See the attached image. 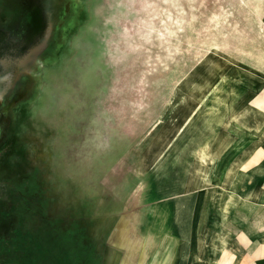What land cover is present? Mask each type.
Here are the masks:
<instances>
[{"label":"rangeland","instance_id":"374dc122","mask_svg":"<svg viewBox=\"0 0 264 264\" xmlns=\"http://www.w3.org/2000/svg\"><path fill=\"white\" fill-rule=\"evenodd\" d=\"M263 224L264 0H0V264H206Z\"/></svg>","mask_w":264,"mask_h":264},{"label":"crops","instance_id":"0c3cea01","mask_svg":"<svg viewBox=\"0 0 264 264\" xmlns=\"http://www.w3.org/2000/svg\"><path fill=\"white\" fill-rule=\"evenodd\" d=\"M199 210L206 213L207 206L203 205ZM204 216L206 217L207 215L205 214ZM194 222H196V220H194ZM136 224L137 221L135 223L132 222L131 227L135 228ZM197 224L196 226L199 227H203L204 225L208 226V221L203 218L199 220ZM216 225H218V223H216ZM241 226L243 225L241 224ZM260 231L262 232L255 231L254 235H239V233L234 235V239L238 240V245L236 244L231 251L217 252L216 257L213 259L206 258V264H264V226ZM187 258L185 264H201L205 260L203 259L202 261L201 259V263H199L197 260L189 259L190 257Z\"/></svg>","mask_w":264,"mask_h":264},{"label":"trees","instance_id":"16d2710c","mask_svg":"<svg viewBox=\"0 0 264 264\" xmlns=\"http://www.w3.org/2000/svg\"><path fill=\"white\" fill-rule=\"evenodd\" d=\"M40 220H41L43 223L45 222V221L42 220V219H40ZM43 223H42V224H43ZM13 238H14V237H13ZM18 238H23V241H25L24 236H22V235H20V234H18V235L15 236V240H17ZM0 242H1V243H7V244H10V241H7V240H6V241L1 240Z\"/></svg>","mask_w":264,"mask_h":264},{"label":"flooded vegetation","instance_id":"af4514ba","mask_svg":"<svg viewBox=\"0 0 264 264\" xmlns=\"http://www.w3.org/2000/svg\"><path fill=\"white\" fill-rule=\"evenodd\" d=\"M35 28H33V30L35 29V30H37V25L36 26H34Z\"/></svg>","mask_w":264,"mask_h":264}]
</instances>
